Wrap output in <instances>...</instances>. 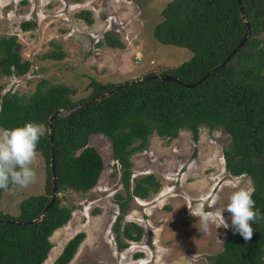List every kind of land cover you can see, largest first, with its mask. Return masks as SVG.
<instances>
[{
    "label": "trees",
    "instance_id": "obj_1",
    "mask_svg": "<svg viewBox=\"0 0 264 264\" xmlns=\"http://www.w3.org/2000/svg\"><path fill=\"white\" fill-rule=\"evenodd\" d=\"M249 34L227 62L193 83L211 67L221 62L241 38L246 23L241 19L237 0H168L160 9V19L153 25L152 36L159 42L184 47L190 55L172 67L163 69L177 80L147 78L129 82L110 94L69 111L75 105L94 98L117 82L101 81L92 75L89 91L74 97L75 88L63 82L40 77L29 92L2 91L0 83V128L23 126L26 122L43 124L52 119L53 172L57 194L45 212L31 222L11 223L0 219V264H42L52 243V231L70 217L71 206L62 203L59 192L71 189L85 192L93 187L103 168L99 152L88 143L93 133L108 138L118 178L124 193L115 192L118 213L112 223L117 248L127 245L120 237L138 240L143 230L135 221L120 224L123 210L133 197L145 198L156 192L160 180L152 173L132 174L130 155L145 147L147 137L173 138L179 129L198 136V126L221 127L229 135L222 148L223 164L232 175L245 174L255 188V209L264 216V0H239ZM89 23L88 9L75 12ZM19 28L34 26L29 19L19 21ZM97 44L121 46L111 31L102 33ZM15 34L0 35V76L21 75L30 61L22 58ZM49 55L61 58L64 51L53 43ZM47 55V53H44ZM147 72L144 75H151ZM142 75V76H144ZM36 151L45 168L43 190L29 193L17 202L13 216L0 210V218L21 221L34 219L51 195L49 133L42 136ZM12 186L10 185L9 188ZM3 189H0V196ZM254 209V210H255ZM251 223V222H250ZM250 240L245 241L231 228L226 230L219 251L207 255L206 264H263L264 219L252 224ZM77 231L62 245L51 264H66L82 238ZM141 252H134L140 256Z\"/></svg>",
    "mask_w": 264,
    "mask_h": 264
},
{
    "label": "rangeland",
    "instance_id": "obj_2",
    "mask_svg": "<svg viewBox=\"0 0 264 264\" xmlns=\"http://www.w3.org/2000/svg\"><path fill=\"white\" fill-rule=\"evenodd\" d=\"M168 0H7L0 6V35L15 34L22 58L30 61L21 75H2V91L15 89L29 93L44 77L75 88L74 97L85 95L89 77L121 82L147 72L166 73L186 59L190 51L165 44L152 36L153 25L160 19V9ZM80 9L90 11L89 23L77 17ZM29 19L34 26L19 28V21ZM111 31L121 46L97 44L104 31ZM261 36L264 38V31ZM64 51L61 58L49 55L53 43ZM47 53V55H44ZM229 135L221 127L198 126L194 140L188 129H179L173 138L152 132L141 150L131 153L132 174L154 173L159 189L145 198L133 197L123 210L120 224L135 221L142 230L138 240H128L117 248L112 223L118 213L115 192L124 193L110 144L101 133H93L88 143L99 152L103 168L97 183L85 192L65 189L61 202L71 206L70 217L49 236L52 246L42 264H51L64 242L77 231L84 237L66 264H206L207 255L220 250L226 230L231 228L230 214L223 216L229 228L199 231L195 212L219 210L237 187H250L245 174L232 175L223 164L222 148ZM38 153L33 165L36 180L27 188L12 186L1 193L0 210L13 216L17 202L29 193L43 190L45 168ZM215 203V206L212 205ZM134 252H141L134 256ZM264 264V262H263Z\"/></svg>",
    "mask_w": 264,
    "mask_h": 264
},
{
    "label": "clouds",
    "instance_id": "obj_3",
    "mask_svg": "<svg viewBox=\"0 0 264 264\" xmlns=\"http://www.w3.org/2000/svg\"><path fill=\"white\" fill-rule=\"evenodd\" d=\"M7 0H0L3 6ZM2 110V107H0ZM48 129L39 123L26 122L23 126L0 128V189L9 190L14 187L27 188L36 180L33 165L37 161L36 147L39 139L46 135ZM254 187H237L227 197V202L219 210L206 211L198 206L193 212L189 211L199 221V231L208 232L210 224L215 228H229V223L223 216L226 210L230 214L231 227L245 241L253 235L252 224L264 219L260 211L255 209L253 200ZM255 209V210H254ZM251 222V223H250Z\"/></svg>",
    "mask_w": 264,
    "mask_h": 264
},
{
    "label": "water",
    "instance_id": "obj_4",
    "mask_svg": "<svg viewBox=\"0 0 264 264\" xmlns=\"http://www.w3.org/2000/svg\"><path fill=\"white\" fill-rule=\"evenodd\" d=\"M237 4H238V9H239V13H240L241 19L244 20V15L242 13L241 5L239 3V0H237ZM245 23H246V26H245V29H244V32H243L241 38L239 39V41L237 42V44L234 46V48L231 49L229 51V53H227V55L224 57V59L221 62H219L217 65H215V66L211 67L209 70H207L195 82H193V83H185L187 86L188 85L198 84L205 77L206 74H208L209 72L215 70L218 67H221L225 62H227V60L229 59V57L231 56V54L235 50H237L238 47L241 46L243 44V42H245V40L247 39V36L249 34V25H248V23L246 21H245ZM151 77L152 78H159L161 80L172 79V80H177L178 81V78L176 76L171 75L170 73H160V74L144 75V76H141V77H138V78L124 80V81H121L119 83H116L115 85H113L112 87H110L106 91L102 92L101 94L97 95L96 97L90 98L88 100H85V101H83V102L75 105L69 111L71 112V111L77 110L81 106H84V105L92 102L94 99H98V98H101L103 96H106V95L110 94L113 90H115L116 88H119V87H121V86H123V85H125V84H127L129 82L137 81V80H141V79H147V78H151ZM60 111H61V109H59V108L53 110L51 112V114L48 116V122H47L48 133H49V143H50V167H51V171H52V185H51V195H50V199L43 206L41 212L34 219H30V220H27V221H21V220L11 219V218H9V219L8 218H0L1 220L7 221V222H11V223H15V224L24 223V222H31L33 220H37L45 212V210L47 209V207L53 202V200H54V198H55V196L57 194V190H56V184H55V174L53 172L54 163H53V148H52V119Z\"/></svg>",
    "mask_w": 264,
    "mask_h": 264
}]
</instances>
